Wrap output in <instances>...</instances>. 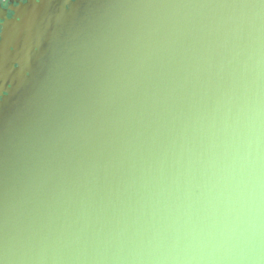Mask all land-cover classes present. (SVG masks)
I'll list each match as a JSON object with an SVG mask.
<instances>
[{
	"label": "water",
	"instance_id": "95a60500",
	"mask_svg": "<svg viewBox=\"0 0 264 264\" xmlns=\"http://www.w3.org/2000/svg\"><path fill=\"white\" fill-rule=\"evenodd\" d=\"M32 5L8 23L0 56V237L77 227L41 242L48 264H264V5ZM175 19L203 29L212 67L190 118L118 200L122 121L144 99L128 78Z\"/></svg>",
	"mask_w": 264,
	"mask_h": 264
},
{
	"label": "clouds",
	"instance_id": "9594fccd",
	"mask_svg": "<svg viewBox=\"0 0 264 264\" xmlns=\"http://www.w3.org/2000/svg\"><path fill=\"white\" fill-rule=\"evenodd\" d=\"M10 3L12 0H0V7L8 8ZM241 6L261 7L259 4ZM12 15L9 9V17ZM154 32L156 35L163 32V39L141 46L145 50L137 57L138 63L128 78L132 84L129 90L135 93L142 89L144 99L138 105H130L122 121L124 131L120 134L117 152L123 187L116 189L118 200L147 177L177 125L190 118L212 67L209 42L203 29L194 22L175 19L167 27L158 26ZM145 81L153 86L148 88ZM77 229L72 225L59 228L26 225L10 231L6 227L0 237V264H48L49 258L40 250L41 242L57 233ZM55 259L52 258L53 264Z\"/></svg>",
	"mask_w": 264,
	"mask_h": 264
},
{
	"label": "snow or ice",
	"instance_id": "6c2138e0",
	"mask_svg": "<svg viewBox=\"0 0 264 264\" xmlns=\"http://www.w3.org/2000/svg\"><path fill=\"white\" fill-rule=\"evenodd\" d=\"M249 2L253 5H257L255 0H249ZM28 3H31V0H27V2H24V0L23 2L22 0H12V3L9 4L8 8L0 7V9H3L6 12V15H0V21H2L4 24H7L10 20L19 22V20L22 18L18 16L17 11H15V9H19L21 6H27ZM258 4L264 5V0H258ZM9 9H11V12L13 13L11 17H9ZM2 35L3 32L0 33V37H2Z\"/></svg>",
	"mask_w": 264,
	"mask_h": 264
},
{
	"label": "flooded vegetation",
	"instance_id": "af4514ba",
	"mask_svg": "<svg viewBox=\"0 0 264 264\" xmlns=\"http://www.w3.org/2000/svg\"><path fill=\"white\" fill-rule=\"evenodd\" d=\"M52 1L54 2L55 0H31V3H28L27 5H29V4H33L32 6H30L31 9L34 8V7H36V8H43L44 5H47V3H49V5H50V3H51ZM22 2H23V0H22ZM60 2L65 3V7L68 8V5H66V0H60ZM24 7H25V6H21L19 9H15V11H17V14H18L19 17H22V15L24 14V13H23V12H24ZM31 9H30V10H31ZM10 10H11V9H10ZM0 15H6V12H5L3 9H0ZM19 21H21V19H20ZM10 22H12V21L10 20L8 23H10ZM13 22H14V21H13ZM8 23H7V24L2 23V25H0V26L3 27L2 40H0V56L2 55V49H3V47H4V45H3L4 42H5V40H4V34H5V30H6V27H7ZM13 49H14V48L11 47V48L9 49V51H12ZM16 65H17V64H15V68H17ZM9 87H10V86H9ZM3 93H5V92H3ZM0 98H1V96H0Z\"/></svg>",
	"mask_w": 264,
	"mask_h": 264
}]
</instances>
